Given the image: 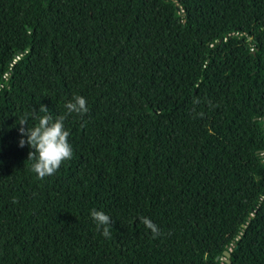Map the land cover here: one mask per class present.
<instances>
[{
    "label": "trees",
    "instance_id": "obj_1",
    "mask_svg": "<svg viewBox=\"0 0 264 264\" xmlns=\"http://www.w3.org/2000/svg\"><path fill=\"white\" fill-rule=\"evenodd\" d=\"M76 95L37 179L16 124ZM0 124V264H264V0H0Z\"/></svg>",
    "mask_w": 264,
    "mask_h": 264
},
{
    "label": "clouds",
    "instance_id": "obj_2",
    "mask_svg": "<svg viewBox=\"0 0 264 264\" xmlns=\"http://www.w3.org/2000/svg\"><path fill=\"white\" fill-rule=\"evenodd\" d=\"M64 107L67 110L65 115H57L54 118L47 107L39 105L38 109H31L16 124L19 126L18 133L21 137L18 146L23 148L27 145L31 149L27 161L32 162L31 171L37 179L43 180L54 175L64 161L71 160L73 150L68 142L70 132L65 129V120L73 113L84 116L89 112L86 99L80 95L73 96ZM41 113L43 115H40ZM30 119L36 120L37 123L29 127ZM90 216L96 225V230L102 236L111 238L113 230L110 225L113 222L110 216L95 209L91 210ZM139 219L146 229L151 231L153 239L161 235L160 228L150 218Z\"/></svg>",
    "mask_w": 264,
    "mask_h": 264
},
{
    "label": "water",
    "instance_id": "obj_3",
    "mask_svg": "<svg viewBox=\"0 0 264 264\" xmlns=\"http://www.w3.org/2000/svg\"><path fill=\"white\" fill-rule=\"evenodd\" d=\"M224 255H225V257H228V251H225L224 253H223Z\"/></svg>",
    "mask_w": 264,
    "mask_h": 264
}]
</instances>
